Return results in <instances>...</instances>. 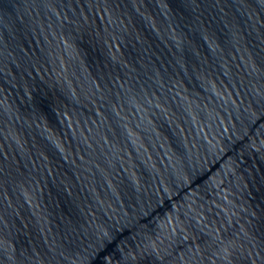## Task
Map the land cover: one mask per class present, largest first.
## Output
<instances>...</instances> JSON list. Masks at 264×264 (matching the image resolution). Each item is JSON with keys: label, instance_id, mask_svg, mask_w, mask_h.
<instances>
[{"label": "water", "instance_id": "obj_1", "mask_svg": "<svg viewBox=\"0 0 264 264\" xmlns=\"http://www.w3.org/2000/svg\"><path fill=\"white\" fill-rule=\"evenodd\" d=\"M0 264H264V0H0Z\"/></svg>", "mask_w": 264, "mask_h": 264}]
</instances>
